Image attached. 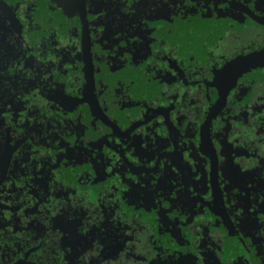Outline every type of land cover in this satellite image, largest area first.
Listing matches in <instances>:
<instances>
[{"label": "flooded vegetation", "instance_id": "af4514ba", "mask_svg": "<svg viewBox=\"0 0 264 264\" xmlns=\"http://www.w3.org/2000/svg\"><path fill=\"white\" fill-rule=\"evenodd\" d=\"M0 264H264V0H0Z\"/></svg>", "mask_w": 264, "mask_h": 264}, {"label": "water", "instance_id": "95a60500", "mask_svg": "<svg viewBox=\"0 0 264 264\" xmlns=\"http://www.w3.org/2000/svg\"><path fill=\"white\" fill-rule=\"evenodd\" d=\"M255 56H256V55H255ZM255 56H254V57L252 56V57H250V58H251V59H254ZM250 58L241 59V62L244 61V62H246V63H247V62L249 63Z\"/></svg>", "mask_w": 264, "mask_h": 264}, {"label": "rangeland", "instance_id": "374dc122", "mask_svg": "<svg viewBox=\"0 0 264 264\" xmlns=\"http://www.w3.org/2000/svg\"><path fill=\"white\" fill-rule=\"evenodd\" d=\"M164 254H165V253H164ZM165 255H167V253H166Z\"/></svg>", "mask_w": 264, "mask_h": 264}]
</instances>
